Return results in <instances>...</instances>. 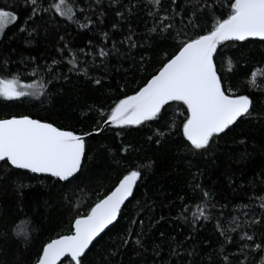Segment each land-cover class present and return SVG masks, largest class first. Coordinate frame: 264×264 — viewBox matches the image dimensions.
<instances>
[{
  "label": "snow or ice",
  "instance_id": "6c2138e0",
  "mask_svg": "<svg viewBox=\"0 0 264 264\" xmlns=\"http://www.w3.org/2000/svg\"><path fill=\"white\" fill-rule=\"evenodd\" d=\"M45 13L53 27H59L56 23L59 17L81 29L90 26L100 28L101 37L104 41H111V51L115 52L120 51L118 44L120 47L127 44L129 50L139 46L140 42L135 38L137 33L131 24L134 18H139L138 14L144 13L152 20L148 33L155 34V38L161 42L170 40L176 44L170 56L165 54L166 62H162V66L138 90L131 95H124L108 112L97 109L101 117L98 123L122 128L144 125L160 119L165 106L173 102L182 103L185 106L182 134L189 142L191 153L196 155L208 153L222 134L243 120L255 118L258 122L264 121V113L253 117L255 102L252 95L239 94L233 91L230 83H225L227 77L221 74L223 62L218 68L217 59L222 55L219 50L225 42L247 41L249 38L264 41V0H47L46 6L45 0H12L0 6V41L5 38L6 29L17 21L20 22L17 25L18 32L35 34L38 27L36 20H43L42 14ZM108 16L119 19L111 24L109 31H103L102 26ZM122 20L129 21L128 34L118 39L110 33L112 30L123 31L119 23ZM30 22L33 26L29 30ZM189 27L193 32L191 36L185 32ZM59 38L64 40L63 36ZM148 39L153 37L149 35ZM105 47H99L95 54L85 53L83 49L80 52L93 55V60L96 55L106 58L109 51ZM58 51L63 53L65 48ZM71 56L69 63L72 68L69 71L87 75L88 62L84 61L81 67L77 53L72 52ZM228 60L232 64L231 58ZM10 62V55L0 54V73H8L0 75V97L18 100L45 94L43 85L24 83L19 72L11 74ZM57 63L53 60L54 65ZM258 79H264V67L254 68L248 81L252 90L264 94V87L258 84ZM93 82L101 84L100 79ZM174 127L173 120L169 128ZM94 131L98 133L103 128ZM93 134H78L45 120L33 119L30 115L2 118L0 172L7 175L15 169H23L69 181L81 170L86 155L85 138ZM156 135L162 137L164 133L157 129ZM240 159H247V154H242ZM153 164V161H148L130 169L113 191L99 199L86 214L74 218L71 234L50 239L34 259L25 255L34 239V220L25 213L20 223L13 221L9 224L7 213L0 215V264H61L62 258L66 257L70 258V264H91L89 253L99 243L101 234L118 222L123 206L133 197L137 182L142 179L143 171L151 170ZM225 175L231 182L234 174ZM260 175L261 191H264V172ZM250 184L256 187L254 180ZM14 185L21 198L24 190L31 187L20 178L14 181ZM195 187L200 190L201 202L183 204L176 217L190 224V234L178 239L162 230L157 232L156 226L161 221L166 223L168 217L161 216L155 223L150 221L147 226L143 220L134 219L122 235L112 240V246L101 253L104 259L100 264H122L116 258L129 248L135 257L134 260L129 258L130 264H264V195L255 197L261 201V212H252V218L246 219L244 225L240 223V217L232 216L225 227L220 217H216L215 228L224 241L219 243L218 248H212L210 244L205 248L196 239L199 230L197 225L201 220L213 219L215 204L210 202L214 200V192L199 184ZM220 207L223 209L227 205ZM242 207L251 208V205ZM186 212L191 213L190 221ZM223 215L221 212L220 216ZM244 216L248 217L249 212H244ZM137 224L139 231L133 227ZM237 229L241 230L240 243L230 234ZM230 244L236 247L235 253L228 251L227 246ZM161 253L166 255L162 256Z\"/></svg>",
  "mask_w": 264,
  "mask_h": 264
},
{
  "label": "trees",
  "instance_id": "16d2710c",
  "mask_svg": "<svg viewBox=\"0 0 264 264\" xmlns=\"http://www.w3.org/2000/svg\"><path fill=\"white\" fill-rule=\"evenodd\" d=\"M11 2L0 0V6ZM42 15L44 19L36 20L38 27L33 35L18 32L19 21L10 25L4 40L0 41V54L10 55L11 74L19 72L24 83L43 85L45 94L18 100L0 97V119L30 115L78 134H94L85 140L86 155L81 170L69 181L21 169L7 175L0 172V215L7 213L9 224L13 221L20 223L25 213L35 222L34 239L25 253L29 259H34L50 239L71 234L75 217L86 214L99 199L113 191L130 169L148 161L154 162L152 169L143 171L142 179L137 182L133 197L123 207L118 222L101 236L89 253L91 264H100L104 259L101 253L112 246V240L122 235L134 219L143 220L147 226L161 216L168 217L166 223L161 221L156 226L157 232L162 230L178 239L190 234V224L176 217L183 204L201 202L200 190L195 187L197 184L214 192V200L210 202L215 204L213 219L201 220L197 225L196 239L205 248L209 244L218 248L219 243L224 241L215 228L216 217L219 216L227 227V221L232 216L240 217V223L244 225L246 219L252 218V212H261V201L255 197L264 195L260 185V174L264 172V121L245 119L222 134L208 153L196 155L191 153L189 142L182 134V113L185 109L182 103L173 102L165 106L160 119L144 125L123 128L111 125L98 133L94 131L103 126L98 123L101 117L97 109L108 112L124 95L133 94L155 74L162 62H166L165 54L170 56L176 48L170 40L161 42L155 34L148 33L152 20L146 14H138L139 18H134L131 24L137 33L135 38L139 40V46L129 50L127 44L123 47L118 44L119 52L111 51V41L103 40L100 28L90 26L81 29L59 17L56 20L59 27H53L48 22V14ZM118 19L106 17L102 30L109 31L111 24ZM119 23L123 31L112 30L110 34L122 39L128 34L129 21ZM31 26L30 22L29 30ZM185 32L188 36L193 35L190 27ZM149 35L153 39L149 40ZM60 36L64 40H60ZM89 41L92 43L89 44ZM99 47H105L109 56L96 55L93 60V55L80 52L83 49L85 53L95 54ZM60 48H65V51L60 53ZM219 51L222 55L217 58L218 68H221L222 61L221 74L227 77L225 83H230L233 91L239 94L253 96V117L264 113V94L252 90L248 82L254 68L264 67V41H228ZM72 52L77 53L81 67L84 61L88 62L87 75L69 71L72 68L69 63ZM228 58H231L232 64H229ZM53 60L59 63L54 65ZM33 72L36 74L33 75ZM95 79H100L101 84L96 85L93 82ZM258 84L264 87V79H258ZM173 120L175 127L170 129ZM157 129L164 133L162 137L156 135ZM245 153L247 159L241 160V155ZM225 173L234 174L231 182ZM18 178L31 185L24 190L22 198L15 190L14 181ZM253 180L256 187L250 184ZM245 204H250L251 208H243ZM221 205L227 207L221 209ZM221 212L223 216H220ZM244 212H249V216L245 217ZM185 215L190 221L191 213L186 212ZM133 227L135 231L140 230L138 224ZM245 229L248 230L246 225ZM230 234L237 243L241 242L240 229ZM227 248L232 253L237 251L231 244ZM130 257L135 259L131 248L116 259L122 264H130ZM61 264H70V258H65Z\"/></svg>",
  "mask_w": 264,
  "mask_h": 264
},
{
  "label": "water",
  "instance_id": "95a60500",
  "mask_svg": "<svg viewBox=\"0 0 264 264\" xmlns=\"http://www.w3.org/2000/svg\"><path fill=\"white\" fill-rule=\"evenodd\" d=\"M249 39H259V38H249ZM237 42H242V41H237ZM33 119H36V118H33ZM108 126H111V124H109V125H104L103 124V126H102V128H103V130L106 128V127H108ZM87 138V137H86ZM86 138H85V140H86ZM21 170H23V169H21ZM28 171V170H27ZM45 175H50V174H45ZM76 175V174H75ZM51 176V175H50ZM71 179V178H70ZM131 199V197L129 198V200ZM128 201H126V203H127ZM125 203V204H126ZM125 206V205H124ZM123 206V207H124ZM122 210H123V208H122ZM117 223V222H116ZM115 223V224H116ZM113 226H110L109 227V229H106V231H105V233L108 231V230H110L111 228H112ZM104 234V233H103ZM103 234H101V236L103 235ZM67 258V257H66ZM65 258H62V261L64 260ZM62 261H61V263H62Z\"/></svg>",
  "mask_w": 264,
  "mask_h": 264
}]
</instances>
